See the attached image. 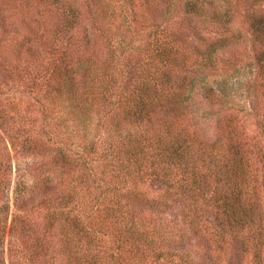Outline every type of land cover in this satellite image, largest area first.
Segmentation results:
<instances>
[{"label": "trees", "instance_id": "trees-1", "mask_svg": "<svg viewBox=\"0 0 264 264\" xmlns=\"http://www.w3.org/2000/svg\"><path fill=\"white\" fill-rule=\"evenodd\" d=\"M2 31L0 264H264V0H0Z\"/></svg>", "mask_w": 264, "mask_h": 264}, {"label": "rangeland", "instance_id": "rangeland-1", "mask_svg": "<svg viewBox=\"0 0 264 264\" xmlns=\"http://www.w3.org/2000/svg\"><path fill=\"white\" fill-rule=\"evenodd\" d=\"M7 36L8 35L4 31H2V33L0 34L1 40ZM244 44L245 43L242 42V45ZM250 45L251 43H249V48H251ZM1 57H0V108H3V107L4 108H16V103L20 101L19 99L20 91H22L24 87L22 85V81L19 78L17 71L14 70L12 66H9L10 64L8 65L4 63L3 58ZM252 62L253 61L250 58V56H248V58H245V59L243 57L242 60L234 61L233 67L235 66V69L234 71L229 72V79L227 82L229 86L231 87L230 90L235 95V101L240 102V104L242 103V105H245L246 101L248 100V92L250 91V90L248 91L249 83H250V80L254 79L256 75L255 67ZM221 79H222V76H221ZM9 86H12L13 88L12 90L18 89V93L13 94L12 92H9L8 91ZM228 99L230 101V98ZM209 106L212 107V110L217 109V107H219V105H217V107L212 106V105H209ZM215 117H216V114L211 116L212 126L215 122ZM208 119L205 121L206 125H210V121ZM202 121H204V118ZM152 197H154V194H152ZM133 202L135 204L141 201H139L138 198H133ZM178 204H180L178 200L173 201L170 204V206L172 207L168 208V212H169L168 216L169 218L171 217L170 221L173 220L172 225L175 224V229H172L175 231V233L172 236H177V240H178V242L176 240L170 242V246L172 244V247H170V249H171V252L172 251L173 253L175 252L176 260L178 259V254H180L181 252L180 246H179V240H182L181 243L184 245V247L189 248L191 251V228L188 226L183 227L181 223L183 219L181 208L180 207L175 208V206H177ZM145 205L147 206L146 210L148 211L152 210L154 212L156 211L157 205L153 203L152 201H146ZM181 232L182 234H184L183 239H180ZM199 238L202 239L201 234L199 237H197V240Z\"/></svg>", "mask_w": 264, "mask_h": 264}]
</instances>
